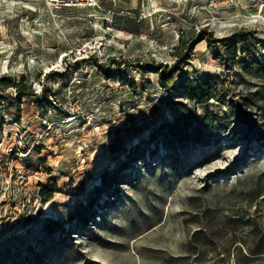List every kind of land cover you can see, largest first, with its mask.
<instances>
[{
    "label": "rangeland",
    "instance_id": "374dc122",
    "mask_svg": "<svg viewBox=\"0 0 264 264\" xmlns=\"http://www.w3.org/2000/svg\"><path fill=\"white\" fill-rule=\"evenodd\" d=\"M91 1L0 0V264H264V0Z\"/></svg>",
    "mask_w": 264,
    "mask_h": 264
},
{
    "label": "trees",
    "instance_id": "16d2710c",
    "mask_svg": "<svg viewBox=\"0 0 264 264\" xmlns=\"http://www.w3.org/2000/svg\"><path fill=\"white\" fill-rule=\"evenodd\" d=\"M230 40L234 43V44H237V43H240V42H243L246 40V38H244V36H241L239 34L237 35H234L232 36V38H230ZM15 84V83H14ZM191 88H201L203 89V87H208L209 85L206 84V82L203 80V81H200V80H197V81H190L188 82V84ZM17 86V85H16Z\"/></svg>",
    "mask_w": 264,
    "mask_h": 264
},
{
    "label": "built area",
    "instance_id": "2783aa9c",
    "mask_svg": "<svg viewBox=\"0 0 264 264\" xmlns=\"http://www.w3.org/2000/svg\"><path fill=\"white\" fill-rule=\"evenodd\" d=\"M47 2V4L52 5V4H56L57 2H60V0H45ZM80 2L82 4H87V5H92L93 3H91V0H80Z\"/></svg>",
    "mask_w": 264,
    "mask_h": 264
}]
</instances>
